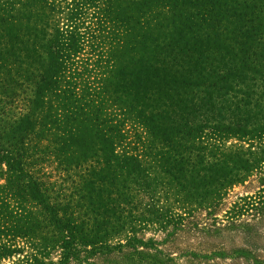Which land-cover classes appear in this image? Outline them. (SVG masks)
<instances>
[{"label":"trees","instance_id":"trees-1","mask_svg":"<svg viewBox=\"0 0 264 264\" xmlns=\"http://www.w3.org/2000/svg\"><path fill=\"white\" fill-rule=\"evenodd\" d=\"M15 2L0 0V264H223L228 258L251 259L254 243L247 239L264 219V193L235 202L234 215L228 214L231 220L222 226L193 214L203 206L213 214L211 207L240 181L232 172L254 170L243 153L222 154V132L260 139L263 145L264 121L229 131L221 130L216 118L203 124L199 113L188 130H179L189 138L188 145L178 144L173 135L167 137L170 128L161 129L163 111L155 94L150 97L147 91L132 99L117 90L120 96H115L109 83L120 89L123 80L116 76L128 69L127 78L143 83L149 82L147 76H166L169 86L177 75L175 82L194 92L217 91L226 62L217 70L211 63L203 67L202 51L181 38L179 52L170 50L169 20L179 15L184 33L189 22L199 25L196 18L207 22L206 28L235 33L245 56L235 53L234 59L246 61L243 70L264 84V70L257 66V52L264 53V0ZM95 14L98 21L91 23ZM226 53L233 61L231 50ZM192 60L196 66L190 73L183 62ZM138 62L145 70H137ZM205 74L212 77L208 84ZM52 159L65 189L42 176ZM163 173L191 200L172 203L163 197L162 189L158 192ZM142 194L147 199L143 206ZM245 210L252 211V222L238 219ZM149 227L152 236L143 233ZM187 230L202 237L241 232L246 246L227 250L222 242L185 243L181 237Z\"/></svg>","mask_w":264,"mask_h":264},{"label":"rangeland","instance_id":"rangeland-1","mask_svg":"<svg viewBox=\"0 0 264 264\" xmlns=\"http://www.w3.org/2000/svg\"><path fill=\"white\" fill-rule=\"evenodd\" d=\"M12 1H16L15 3L18 4V1L21 0H8V3L11 5ZM196 19H194V21H196L199 25L195 26L189 22L190 27L185 31V33L183 32L184 27L181 25V19L179 15H174L173 18L169 20L168 31H171V36L173 37L171 39L172 43L170 50H173L177 53L179 52L180 46L184 44L183 41H179L181 38L186 41L185 45L192 47L193 45H196L198 49L202 51L203 57L205 56V63H203V67L209 66L211 63V68L217 70V66H220L222 63L226 62L225 64L221 65V68L227 69L225 72H222L220 76H218L219 81L217 84V91L213 92L207 88H203L201 91L194 92L192 88H187L177 84L175 82L177 79H179V76L177 75L171 76L172 83L169 86L168 84L170 81L169 79H166V76H163V79L158 80L147 76L149 82L143 83L141 82V79L136 81L135 77L127 78L125 73L128 72V69L125 70L124 74L120 75V78L119 76H116L119 81L123 80L120 89L109 83V88L115 94V96H120V94L117 93V90H122L121 92L129 94L132 99L141 97L142 94L147 91L150 93V97L152 94H155L154 99L156 100L157 105L163 111L161 112L159 118L161 129L170 128L169 131H166L168 132L167 137L173 135L172 139H174V141H177L178 144L184 143L186 145H188V142H190L189 138L182 136L183 133H180L179 130H188L191 125V121L199 113L203 114V124L206 122L205 119L211 120L216 118L218 120L217 124L220 126L221 130L224 129L229 131H238V129L234 128H238L240 125H247L246 128L250 129L252 128V123L264 121V84L262 82H257L255 80L256 77L250 76L249 72L243 70L241 67L243 64H246V61L241 62L238 59L239 57L243 58L245 54L240 53V48H242V46H238L235 43V38L237 35L235 33L225 32L224 30H214L211 28L212 26H208L206 28L203 26V24L207 22L204 20L197 21ZM89 20L91 23L97 22V14H95V17L91 16ZM166 30L167 29L162 30L161 33L163 34ZM230 50L232 59L235 58V53H238L239 56L237 59H234L231 62V58L228 57L226 53ZM250 52L253 51L250 50ZM257 54L259 59L257 62L261 64L257 65V62L255 63L257 66H259V69L264 70V53L258 51ZM160 58H164V56H157L156 59ZM178 60H180V58ZM183 63L186 65V68L190 71V73L194 72V68L196 66L195 60H192V62L186 61ZM135 67L138 71L139 69L145 70V67L141 65V62L135 64ZM177 69H179V67L178 65H175L174 70ZM204 77L205 81H203L208 84L212 77L208 74H205ZM167 88H171V91H167ZM166 100H169V102ZM245 104L246 106H244ZM166 106L169 108H166ZM214 107L217 109L214 110ZM195 110L197 111L195 112ZM222 135V151L220 150L222 154L229 155L238 153V155H242L243 153L246 158L251 160L250 162L254 166V170H249L247 172L241 173L240 175H238L237 170L232 172L231 176L240 178V181H237L235 184H233V186L229 189L225 197L218 203V205L211 207V213L213 214H208L206 210H202L204 206L200 209L197 207L198 209L194 212L193 216H201L202 218L211 217V219H206V221L218 226H222V223L225 224L228 223V220H231V218L227 217V215H234V211H232V209L235 206V202H240V204H243L246 203V200L248 201L250 197H255L256 195L264 193L262 190L264 189V144L261 145L260 139H249L248 137H243L237 133L225 134L222 132ZM182 137L183 139L181 140ZM260 163L262 164L260 165ZM257 166L259 167L258 169L256 168ZM60 171L61 169L58 168L56 161L53 160V162L44 164L41 172L45 180L52 183L57 182L55 184L56 186L58 184L61 185L63 189H65L67 187V183L65 180L60 178ZM222 171L223 173L228 172L226 170ZM163 178H165L163 179L164 185L159 186L158 188V192L160 189H162L161 192L163 197L169 198L172 203L175 202L176 198L183 201L191 200V198L187 196L186 193H181L179 189L176 190V187L173 188L172 182L169 180L171 175H167L166 173L163 175ZM176 192H179L180 194H176ZM180 195L182 196L179 198ZM146 201L147 199L145 195L142 194V206L146 203ZM243 212L245 215H241V217L238 219L243 220V222H252V211L245 210ZM187 224L190 223L187 222ZM152 228L153 227L144 229L143 233L146 234V236L154 235V230ZM257 230L258 231H256L255 235L251 237V239H247L254 243V247H250L253 249L251 253V259L247 261L246 259L241 258L236 260L228 258L223 261V264H264V219L258 221ZM182 235L183 236L181 237V240H183L185 243L202 241L205 242V244H210L222 242V244L224 243V246L227 248V250L235 249V247L238 245L246 246L244 243L246 240V238L243 237L244 234L237 231L212 237H202L196 233V235L201 236L199 238L193 231L187 230L183 232ZM52 255L53 257H57L58 252L53 251ZM47 262H50V259H47ZM3 264L13 263L12 260H5L3 261Z\"/></svg>","mask_w":264,"mask_h":264}]
</instances>
